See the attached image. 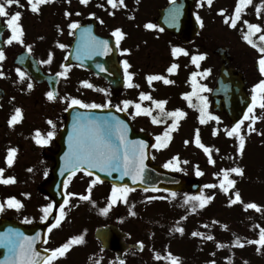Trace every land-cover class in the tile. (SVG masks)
<instances>
[{"label": "flooded vegetation", "instance_id": "af4514ba", "mask_svg": "<svg viewBox=\"0 0 264 264\" xmlns=\"http://www.w3.org/2000/svg\"><path fill=\"white\" fill-rule=\"evenodd\" d=\"M101 1L102 6L99 8L96 0H88L87 4H82L80 0H52L50 3L41 5L38 13L31 11L28 0H18V3H13L10 6L6 5L9 14H14L17 11L21 13L19 23L23 29V36L22 42L13 41L8 44L7 41L11 38V32L7 27L2 36V51L5 58L0 61V169L3 170V178L12 177L15 182L11 184L0 183V203L5 204L4 210L0 211V221H11L14 225L28 229H23L20 233L0 229V236L10 233L22 234V236L30 238L35 237L33 248L41 257L61 247L69 239L83 236V243L73 244L64 256L55 260L56 264H122V262L123 264H167L166 260L169 255L165 251L161 241L162 238L146 235V227L139 225L142 224L140 220H144L146 210H139L140 204L136 201L131 202L130 195L133 192L128 193L126 201L118 200L107 213H103L102 209L108 207L112 187L107 186L105 192L101 191L100 186L91 184L96 179L91 175L86 174V177L90 178V183L83 187H72L70 184L66 189L64 183L63 192L65 198L68 199V203L63 204L64 217L57 227H51L50 232L45 227L50 215L60 216L61 206L55 207L52 199L41 189V186L51 178V171L54 166L53 155L59 150L55 138L64 124L65 112L69 108L71 100L76 99V97L68 95L70 88L79 89L80 96L85 103L101 105L107 103L108 107L122 109L119 111L127 114L130 120L129 127L134 132L145 133L153 137L155 145L157 143L156 137L163 136L165 131L170 129L173 124V118L165 116L153 103V101L159 100L167 101L164 112H172L174 108L173 83L165 84L163 81L157 80L149 84L147 80L149 75H161L166 79H168L167 76H170L171 81H173V72L169 73L167 70L175 61L176 57L172 55V50L177 46L172 43L174 39L170 34L157 28L155 17L149 16L153 15L150 11L159 10L160 3H169L173 0H124L123 2L125 8L129 10L143 3V9L138 10L141 14L139 26L145 33L155 31L171 39L170 41L162 40L160 43L149 40L143 42L136 36H130L121 28V24L117 22L113 12L110 11L112 6L108 3V0ZM194 1L195 6H197L198 3L204 0ZM130 2L131 5H129ZM116 3L119 4V0H116ZM155 4H158V6ZM65 13H69V15ZM48 15L57 19L56 24H50L53 30L48 37L43 34L38 38L36 34L37 37L34 38L32 33L27 32L28 22L33 19L43 20ZM6 18H10V15L0 17L4 26H6L4 23ZM73 23L79 26L88 25L93 33L112 38L115 41L123 79V88L120 91L113 90L92 72L68 62V51L74 40L75 30L70 28L69 25ZM148 24L155 27L148 28L146 27ZM117 29L123 33L119 46H117L116 37L112 35ZM204 29L205 27L201 24L200 36ZM62 36L63 39H61ZM47 40L54 43V50H49ZM61 44L64 45L63 48L59 47ZM207 45L205 42L201 43L196 48V52L199 55L202 52L204 56ZM180 48L183 49V46H180ZM151 49L159 52L166 51L167 55L164 54L163 61L160 64L149 63L147 55L140 56V53L148 52ZM183 56L185 63L182 65V70L187 71L190 78L192 72L186 60L188 55ZM30 57L37 61L44 75L51 76V78L57 77L56 95L54 94L56 98L54 100L50 101L47 98V93L51 91V87L47 82H37L27 74L25 67L30 68L29 64L32 63ZM49 59L50 62L46 63L45 61H49ZM124 61H127L130 65L127 71L132 76V84L138 85V87H128L126 85ZM208 64L209 61L205 57L200 69L196 71L198 75L195 77V82L198 88L205 85V79L208 77ZM233 64L234 60L232 61ZM17 69L24 74L23 78L20 77ZM65 69H67L65 76L57 75V73L65 72ZM71 69L82 71L93 78L90 79L86 76L75 83L77 78L72 75ZM85 81L92 84L93 87H84L83 82ZM28 84L32 85L31 89L28 88ZM99 89H103V91H99ZM163 91L167 92L165 97H163ZM141 93L150 96L151 99L141 101ZM35 97L38 98L36 103L41 108H34ZM192 99L195 100L196 106L200 104L196 96H193ZM125 100L132 101L133 104L123 110V101ZM136 103H140L145 109H150L151 115H136L134 107ZM17 108L21 110V117L18 122L10 125L9 121ZM48 108L54 111L58 110L57 114L50 116L46 113ZM154 117L159 118L161 122L154 124L152 122ZM48 121L52 123L49 124ZM176 124V128L170 133L182 126V124ZM37 130L41 133V137H36ZM48 132H53V137L46 144L37 143V139L47 140ZM9 149H16L11 166L7 164ZM163 150L157 153L161 154ZM153 152H151L152 160L155 159ZM169 161H172L171 157L162 160L163 164ZM77 174L69 176L66 180L67 184ZM90 185L91 192L89 193ZM68 193L74 195L68 196ZM82 195H90V199L87 201L81 200L79 197ZM9 198L20 201L23 207L19 210L8 208L6 201ZM141 203L144 204L142 201ZM49 204L52 205V208L49 209V214L45 219L42 210L47 208ZM98 205L104 207L99 208ZM155 226H152L151 231H154ZM105 228H107L106 231ZM217 236L214 238L217 239ZM45 249L48 251L46 252ZM218 249L220 248L218 247ZM11 253H14V251H10L8 247L0 244L1 258L4 256L9 258ZM203 255L204 264H208L205 253ZM222 262L221 260L218 264ZM245 264H252L251 260H248ZM259 264H264V262Z\"/></svg>", "mask_w": 264, "mask_h": 264}, {"label": "rangeland", "instance_id": "374dc122", "mask_svg": "<svg viewBox=\"0 0 264 264\" xmlns=\"http://www.w3.org/2000/svg\"><path fill=\"white\" fill-rule=\"evenodd\" d=\"M231 2L232 0H213L211 6L208 5L207 8H202L203 5L201 4L202 6L197 8V10L199 9L201 16L204 17L203 20L205 29L198 38V41H196V44L192 45V48L195 49L203 42L208 44V65L212 74L208 79V83L213 85L214 74L216 73L219 63L212 55V50L219 46H227L231 51L230 53L234 57L233 66L238 67L243 72L248 70L249 75L247 78L249 79V88H251V92L254 95L253 89L262 80H264V75H262L260 71L256 74L254 70V63L255 61H259L262 54L258 51V48L253 47L248 42L244 43L240 30L235 29L229 31L227 26L223 24L221 18L217 17V14L220 13L221 10H224V8L228 9L232 6L233 2ZM96 4L97 6H100L102 1L96 0ZM129 5H131V2ZM161 5L163 4L160 3L159 6ZM258 7L260 8L259 14L257 13ZM139 9H143V3H141L138 7L134 6L130 12L123 11L121 7L117 5L113 13L117 22L121 24V28L130 36L138 37L140 41L144 42L149 40L157 43L162 42V40L170 41L171 39L169 37L155 31L151 33H145L142 31V28L139 26L141 22V14L138 11ZM150 12L153 14L154 11ZM244 12V17H246L247 14V17L252 18V24L259 25L261 29L264 30V0H252V3L247 6ZM149 16L154 17L155 15ZM56 22V17H50V15L45 16L43 20L37 21L33 19L27 24V32L32 33L34 38L37 37L36 34L38 35V38H40L43 34L48 37L50 32L53 30L50 24H56ZM238 27L239 25L235 28ZM258 34L261 35L264 34V32ZM63 38L64 37L62 36L61 39ZM33 41H35V39H33ZM172 43L176 46L173 41ZM47 44L49 46V50L55 49L54 43H52L51 40H47ZM163 52L151 49L148 52L140 53V56L147 55L149 63L160 64L163 61L164 54L165 56L167 55L166 51ZM183 57L184 56L181 55L174 61V63L178 65V68L173 71L172 78L173 82H176L175 84L180 86L174 85L172 92L176 97V106L178 110L185 113L186 110L184 102L187 100L184 99V95L188 94V91H185L188 89L183 84H187L189 82V77L182 70V65H184L185 62ZM180 60H182L181 63ZM142 66L144 65L142 64ZM70 71L72 75L77 78L75 83L81 81L86 76L90 79L93 78L92 76L86 75L82 71H78L76 69H71ZM167 77L168 80H171L170 76ZM209 87L211 88V86ZM68 95L70 97L74 96L76 99L84 102L80 96V91L77 88H70ZM166 95L167 92L163 91V97ZM34 100V108H41L38 103H36L38 98L35 97ZM191 107L193 109L196 108L194 99L191 101ZM57 111L58 110L54 111L48 108L46 113L50 116H55ZM193 113L194 110L190 112V117L194 116ZM215 117L217 119H209V121L206 122V127H201L199 130L201 143L211 149L210 154H206L203 152L204 150L201 151L200 148L198 149L195 147L194 149L192 147L193 142L195 143V137L197 134V129L195 128L192 120L182 123L180 129L177 130V134H173L172 142L174 141V143H171L168 148L165 147L166 149L164 148L162 151L163 153L160 154L157 153L158 150H153V155L156 159H154L153 163L163 166V159L165 160L169 157L172 158L175 156L174 154H178L182 158L179 161V167L182 169L181 171H183V173H185L188 177H201L202 188L199 194L203 197H212L210 200L212 205L210 202L206 204L207 210L206 213H204L205 216H202L204 217L203 223L198 221V217L201 216V214L197 211L193 212L189 209L184 213V215L181 214L182 207H180V196H173L167 193L149 194L148 192L145 193V191H134L130 195V198L131 202L136 201L140 204L139 210H146L143 217L144 220L141 219L140 221L142 224H139L146 227V235H160L159 228L155 230L158 232L151 231V229H153L152 226L160 225L157 223L160 219H163L162 221H168H165L163 226H168L167 228L174 227L173 231H167L165 233L169 235L167 238H175L170 240L168 248L166 249H168L169 252H175L172 253L171 256L178 258V262L181 261L183 257L186 258L187 251H189L188 249H190V252H193L192 244L198 242V240L202 237L203 240H199L200 242L202 241L209 245L210 243L213 245L218 244L219 242L220 247L223 248L222 252L214 254L215 256L212 259L216 262L212 260L210 261V264H213V262L214 264H218L221 260L224 264H245L247 262L245 255H248L250 251H253L256 247H258V245L248 243V241H250V239H259L260 228H264V109L257 106L253 112L249 114V118L246 123L244 121V125L240 127V135L243 136L245 141L242 150L240 149V140L238 136L233 135L227 138L222 132L228 131V122L225 117ZM214 125H216L215 129L212 128ZM209 128H211V130H209ZM214 132L216 133L215 135H213ZM189 152H191L192 155H190ZM194 153L198 156V161L194 159ZM204 153L207 158L211 155L214 160L213 164L208 163ZM232 168L242 169V174L230 173L229 178L235 180L236 183L227 193H225L219 187L222 179L221 170H230ZM197 171L201 172L202 175H197ZM214 174L216 177H214ZM86 176L87 175L84 173L77 174L72 181H69L66 189H68L70 184L72 187H83L84 185H89L90 178H87ZM38 182L40 181L38 180ZM216 183H218V185H216ZM102 184L103 183L94 185L100 186L101 191L105 192L108 185ZM209 184H214L216 187H205V185ZM237 192L240 194L241 199L236 203H232L231 201L235 199V194ZM141 201L144 204H142ZM248 203H255L260 208V211H256L255 209H246L245 205ZM98 207L102 208L104 206L98 205ZM194 215H196L197 218ZM176 218L178 219L177 221ZM216 220L221 221L213 224L212 222H217ZM173 221H175V225L171 224ZM251 223L256 225L252 229L253 231L248 228ZM155 228L156 227H154V229ZM178 228H182L183 233L177 231ZM163 229L164 228L162 227L161 230ZM193 232L201 233V235L193 236ZM179 233H181L182 236H179ZM216 235H218V242L216 240L211 241L212 239H207L208 236L215 237ZM233 236H237V239L248 241L247 243H243L242 246H237L232 243L231 240L230 242L228 241V239L231 237L233 238ZM245 245L249 248H244L242 250ZM255 257L256 255H251L250 259L252 264H256L257 262ZM228 258H230V260L227 263ZM197 259V264H204V259H202L200 255ZM166 261L167 264H171L169 256ZM223 262L221 264H223ZM54 264H56L55 261Z\"/></svg>", "mask_w": 264, "mask_h": 264}, {"label": "snow or ice", "instance_id": "6c2138e0", "mask_svg": "<svg viewBox=\"0 0 264 264\" xmlns=\"http://www.w3.org/2000/svg\"><path fill=\"white\" fill-rule=\"evenodd\" d=\"M52 0H28V4L31 7V11L33 13H38L40 10L41 5L50 3ZM82 4H87L88 0H80ZM124 0H119L120 5H123ZM213 0H207V3L209 6H211ZM13 3H18V0H0V17H8L10 15V18H6L4 23L8 30L11 32V38L7 41L8 44H11L13 41L22 42V36H23V29L20 22L21 19V13L19 11L15 12L14 14H9L6 10V5L10 6ZM108 3L113 7H117L116 0H108ZM252 3V0H237L234 14L231 18L226 17L225 23H229L230 19V26L236 27L237 21L240 19V16L244 9L249 6ZM260 8H257V13L259 14ZM66 15H69V13H65ZM221 15H224V11L221 10ZM175 18V17H173ZM197 20H199V17H197ZM244 23L247 25L248 33L244 35L245 41H247L250 45L253 47H257L258 51L262 54V57L259 59V70L262 75H264V47H258L257 44L251 39L252 35H255L257 33L264 32V30L261 29L259 25L256 24H250L247 21H244ZM70 28L76 29L79 27L78 24L73 23L69 25ZM148 28L155 27L152 24L146 25ZM85 33H88V39L83 41V48L88 52H98L100 54H106L108 49V42L107 41H97L95 37H92L90 35V31L88 29H85ZM113 36L116 37V43L117 46H119V41L123 36V33L117 29L112 33ZM259 40L261 42H264V34L259 35ZM59 47L63 48L64 45H59ZM179 54L188 55V53L182 49V48H173L172 55L176 57ZM4 52L0 50V61L4 59ZM51 59V58H50ZM45 61L46 63L50 62ZM205 59L203 55H194L192 56L191 60L192 63L195 64L197 67H199V61ZM130 67L127 61H124V69H125V81L126 85L128 87H138V85L132 84V76L128 73L127 69ZM178 68V65L173 63L169 68L168 72L172 73L175 69ZM103 70V69H101ZM67 69H65V72L57 73L58 76H65ZM18 74L21 78H23L24 74L17 69ZM206 74V73H205ZM197 73H192V83H193V92L190 94H185L184 99L189 102V105L191 106L192 97L196 96L198 99L202 101V107H201V117L200 122L206 123V109H207V103L204 100L203 97L198 96V91H204L205 89L203 87L197 88L195 77L197 76ZM147 80L149 84H151L153 81L161 80L165 84H171L173 81L166 79L164 76L161 75H149L147 77ZM83 86L87 88H92L93 85L88 83L87 81L83 82ZM28 88L31 89L32 85L28 84ZM99 91H103V89H99ZM253 97H252V105L248 108V112L245 113V119L249 118V113H252L253 110L258 106L261 109H264V80H262L254 89H253ZM47 98L51 101L54 100L56 97L53 92L49 91L47 93ZM151 99L150 96L141 93L140 100H149ZM153 103L156 105L160 111L168 117L174 118V122L170 129L165 131L163 136H157L156 141L157 144L154 145V147L160 148V147H166L167 142L171 139L170 137V131L176 128L177 124L176 121H178L180 118L184 117L185 113L180 110H175L172 112H164V106L167 103V101L159 100V101H153ZM124 109L126 110L130 105L133 104L132 101L125 100L123 101ZM72 106H79L81 108L85 109H97V108H104L108 107L109 105L106 104H96V103H84L79 99L73 98L69 104V107ZM134 107L136 109V115H151L150 109H145L141 106L140 103L134 104ZM122 110V109H117ZM21 117V110L17 108L15 110V114L11 117L9 123L14 124L18 122V120ZM208 119H217L216 117H208ZM152 122L154 124L160 123V119L154 117ZM49 124H51V121H48ZM241 124H243V120L240 121L238 124H236L235 127H233L230 131H227V135L229 137L236 135L239 137L240 140V149L242 150L244 147V138L240 135V127ZM126 128L123 126L122 122L117 121L115 124L105 120L103 124L97 123L95 120L90 119L88 117H84L83 120L78 118L77 124L74 126V132L73 135L70 137V145H69V153L66 154V164L65 168L71 169L73 173L75 170L80 169L82 166L87 165L89 168H97L100 171L107 172L109 175L112 171L116 170H122L123 176H131L133 183L137 181V179H142L143 172H144V159H145V152L144 149L147 147L142 141L138 144H131V142L127 141L126 138ZM216 133L214 132L213 135ZM36 137H41V133L39 130L36 132ZM53 132L47 133V140L46 139H37V143L39 144H46L48 140H50L53 137ZM115 140H118L119 143H114ZM187 143V141H186ZM195 144L202 148L206 154H210L211 149L204 146L201 143L200 137H199V131L197 130V134L195 137ZM123 149V151H121ZM16 149H9L8 156H7V164L9 166L12 165L14 157H15ZM176 160L177 158H173ZM208 162L210 164L214 163V160L212 159L211 155H209ZM165 168H172L173 170H177L175 168V165L173 161H169L168 163L164 164ZM3 170L0 169V183L2 184H11L14 183L15 180L12 177H9L7 179L3 178L2 175ZM230 173H236V174H242V169L240 168H232L230 170H221L222 179L220 181L219 187L222 191L227 193L231 187L235 185V180L230 179ZM91 174V173H89ZM197 175H202L201 172L197 171ZM100 182L99 177H97L95 180L91 182L92 185ZM65 187H67V182H65ZM205 187L208 188H214L216 185L209 184L205 185ZM133 189L127 187L126 185L123 187H113L112 188V195L109 198V204L108 207L102 209L103 213H107L109 209L114 205L118 200H124L126 201L127 195L129 192H131ZM89 193L91 192V185L88 189ZM68 196L74 195L72 193H68ZM174 195V194H173ZM81 200H89L90 195H82L79 197ZM212 197H203V196H193L188 197V200L193 202H198L199 207L203 208ZM241 197L240 194L237 192L235 194V199L232 200V203H236L240 201ZM187 202V201H186ZM68 203L67 197L65 198L64 204L66 205ZM6 205L8 208H14L19 210L23 205L20 203V201L16 200L15 198H9L6 201ZM195 207V205H194ZM5 208V204L0 203V211H3ZM52 208V205L49 204L47 208H44L42 211L44 212L45 219L47 218L49 214V209ZM246 209H255L256 211H260V208L255 203H248L245 205ZM134 215V213H132ZM64 217V206H61L60 209V216L57 217L56 223L52 225V228L57 227L61 220ZM52 228H49V232L52 230ZM177 231H180L183 233L182 228H178ZM193 236H199L201 233L193 232ZM35 237H24L22 234H6L4 236H0V244H3L5 247H8L10 251L15 252V256L12 260L7 261L6 264H54V261L65 255V253L69 250V248L73 244H80L83 243V236H76L66 243H64L61 247H58L51 251L50 255L41 257L38 252L35 251L33 248V243L35 241ZM207 239L211 240L213 239L212 236H208ZM248 243H255L260 246H264V228H260L259 231V239L257 240H250ZM237 246H242L239 242V240L236 241ZM220 245H218L219 247ZM47 252L48 250L45 249ZM159 259V257H157ZM169 259L171 261V264H178V258L172 257L171 254H169ZM123 264V262H122ZM214 264V262H213Z\"/></svg>", "mask_w": 264, "mask_h": 264}, {"label": "water", "instance_id": "95a60500", "mask_svg": "<svg viewBox=\"0 0 264 264\" xmlns=\"http://www.w3.org/2000/svg\"><path fill=\"white\" fill-rule=\"evenodd\" d=\"M186 1L187 0H180L179 2H175L165 10V12L172 13L169 14L168 17H175L174 19L178 21L177 23H175V25L178 26V29L181 28L179 31H187L186 33H179L176 35L184 43L190 42L196 34L197 30L192 17V2ZM181 17H183L182 20ZM181 23L183 24L182 27H180ZM215 54L219 57L222 64L219 68L216 87L212 92V109L214 112L224 113L229 119L230 128H233L244 117L250 105V100L246 96L245 80L242 78V75L232 69L227 68V65L230 61L228 50L226 48H219L215 50ZM99 60H101V56ZM84 117L93 119L99 124L102 123V121L100 120V114H83V118ZM61 162L63 164L64 159L59 161L56 160L57 164H60ZM62 164H60L59 166H61ZM145 164L147 167H149V169H151V171L154 172V174H156L157 177L137 179L135 183H133V180L129 178H122V180L108 179V181L116 185H118V183H123L129 185L130 187H139L144 189L155 188L168 191L188 190L195 192L199 189L197 181H193L190 183L186 178L180 175L164 172L157 167L151 166L148 156ZM64 172L66 173L68 171ZM45 190L49 192V190Z\"/></svg>", "mask_w": 264, "mask_h": 264}]
</instances>
